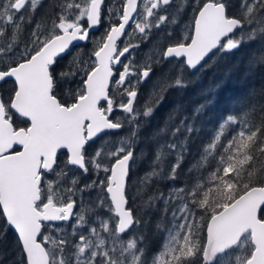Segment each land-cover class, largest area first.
<instances>
[{"label": "snow or ice", "instance_id": "obj_1", "mask_svg": "<svg viewBox=\"0 0 264 264\" xmlns=\"http://www.w3.org/2000/svg\"><path fill=\"white\" fill-rule=\"evenodd\" d=\"M241 7L230 15L227 0H55L47 7L44 0H0V85H8L0 89V240L15 232L17 264H264V104L253 119L257 106L245 98L242 116L220 123L187 169L190 182L146 193L153 177L180 175L187 149L173 153L176 143L167 142L129 194L130 167L146 154L134 152L139 118L170 87L189 82L185 68L264 33V0H241ZM161 28L145 59L130 55ZM170 59L179 63L138 104L139 83ZM259 63L264 46L247 60ZM178 110L162 131L175 125L170 134L184 131L183 144L193 128L183 118L175 124ZM126 125L135 127L112 148L89 152L98 136ZM42 138L51 142L42 147ZM158 200L171 218L154 225L166 235L149 253L147 210ZM249 205L258 223L224 236V225Z\"/></svg>", "mask_w": 264, "mask_h": 264}, {"label": "trees", "instance_id": "obj_2", "mask_svg": "<svg viewBox=\"0 0 264 264\" xmlns=\"http://www.w3.org/2000/svg\"><path fill=\"white\" fill-rule=\"evenodd\" d=\"M55 2V0H44L45 7ZM228 13L230 15H239L242 13L241 0H227ZM190 15V9L187 10ZM186 20H182L181 24ZM106 24L102 23L97 32H102ZM249 26L245 25L238 29L237 34L248 31ZM163 28L158 29L149 40L140 44L139 47L133 49L130 55H134L137 61L146 58L152 44L155 40H160V32ZM179 32V29H177ZM136 43V40H132ZM90 46V45H89ZM264 46V33H260L255 39L246 40L241 43L237 49L231 51H219L214 57H210L195 71L185 68L188 83L179 87H170L165 93L163 99L155 106L153 111L148 116H141L139 118L140 127L136 132L134 152L139 154L144 151L146 154L141 156L138 160L133 162L130 167L129 194L136 191L135 185L132 183L138 178H142L146 173L150 172L151 161L156 156L157 149L161 144L167 142H174L177 145L176 149H172L173 153L177 149L186 148L183 152V160L180 164V175L174 179L156 178L149 182V186L145 189L146 193L151 194L159 188L160 191L167 192V190L174 186L182 187L186 182H190L192 177L187 174V169L191 167L201 152V145L207 142L213 135L214 131L219 127L220 123L229 115L234 114L242 116L243 111L248 106L241 103L247 98L249 107L257 106V111L252 113L251 118L256 119L259 116L258 107L264 104V95H261V89H264V63L256 64L254 67L247 65V60L253 52L259 51ZM84 43L79 45V48H84ZM78 50V49H76ZM74 50V51H76ZM170 63H179L178 61L168 60L163 65L153 69L151 75L145 81L139 83V91L137 96V103L143 104L152 91V88L157 80V77L167 68ZM239 63L238 70L228 72L233 65ZM248 72V75H244ZM130 81H135L136 76L129 78ZM223 81L219 87H215L217 82ZM8 85H0V89L7 88ZM72 87L71 84L65 85V90ZM255 91L256 95L250 96V92ZM208 100L211 103L205 105L202 111L194 113L195 106L204 104ZM179 106V110L174 117L175 124H179L181 119L187 125L191 123L192 132L188 134V140L183 144L185 132L177 131L175 136L170 133L175 125H171L168 130L162 131L165 128V123L169 116ZM122 115V114H121ZM20 126H24L21 124ZM135 127V125L122 126L117 132H106L101 137L96 139L95 143L89 146V152L100 150L101 146L112 148L114 144L118 143L119 137L127 136L128 133ZM167 166L170 167L176 162L174 154L168 155L166 158ZM78 175V169H72ZM50 175L48 179H52ZM89 177L82 176V182H87ZM95 195V193H93ZM147 196H145V199ZM140 204V200H136ZM163 201L158 200L156 207L147 210L149 213L150 224L148 230L145 232L148 241L149 253L158 251L162 246L164 236L163 230L157 231L154 225L164 219L165 224L171 218V213H163L160 211L163 208ZM2 226V222H0ZM16 256V235L11 229H8L0 240V264H17Z\"/></svg>", "mask_w": 264, "mask_h": 264}, {"label": "water", "instance_id": "obj_3", "mask_svg": "<svg viewBox=\"0 0 264 264\" xmlns=\"http://www.w3.org/2000/svg\"><path fill=\"white\" fill-rule=\"evenodd\" d=\"M203 63H204V61L201 64L197 65L195 68H191L190 70L191 71H195ZM145 80L146 79H144L142 81H145ZM119 130H110V131H107V132H117ZM103 134L98 136L96 139L101 137ZM50 142H51L50 138H42L41 141H40V144L43 147V146H47ZM129 175H130V171H129ZM253 223H258V222L255 221V218L252 215V212H251V209H250V205L249 206H245L239 211L238 214L234 215L230 219V221L224 225V227H223V235L224 236L230 235L233 231H235L236 229L240 228L241 226H244V225H249L250 226Z\"/></svg>", "mask_w": 264, "mask_h": 264}, {"label": "flooded vegetation", "instance_id": "obj_4", "mask_svg": "<svg viewBox=\"0 0 264 264\" xmlns=\"http://www.w3.org/2000/svg\"><path fill=\"white\" fill-rule=\"evenodd\" d=\"M80 44H82V43H80Z\"/></svg>", "mask_w": 264, "mask_h": 264}]
</instances>
